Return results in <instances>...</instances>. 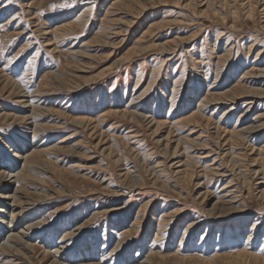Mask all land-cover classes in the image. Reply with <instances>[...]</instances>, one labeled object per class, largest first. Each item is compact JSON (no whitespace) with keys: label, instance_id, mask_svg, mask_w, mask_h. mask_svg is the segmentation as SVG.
Segmentation results:
<instances>
[{"label":"rangeland","instance_id":"374dc122","mask_svg":"<svg viewBox=\"0 0 264 264\" xmlns=\"http://www.w3.org/2000/svg\"><path fill=\"white\" fill-rule=\"evenodd\" d=\"M260 114L264 0H0V264H264Z\"/></svg>","mask_w":264,"mask_h":264},{"label":"bare ground","instance_id":"6f19581e","mask_svg":"<svg viewBox=\"0 0 264 264\" xmlns=\"http://www.w3.org/2000/svg\"><path fill=\"white\" fill-rule=\"evenodd\" d=\"M123 2V1H122ZM167 45V44H166ZM125 58H127V59H129V57L128 56H126ZM239 97V96H238ZM204 99H207V98H204ZM29 103V102H28ZM199 115L200 114H193V115H191L190 117H188L187 119H189L190 121H197V119H198V117H199ZM260 117H264V115L263 114H260L259 115ZM202 117V116H201ZM26 119H27V117H26ZM82 122V121H81ZM200 124V123H199ZM251 128V127H250ZM157 130L156 131H158V129H159V127H157L156 128ZM253 131V129H247L246 131H244V132H242V133H250V132H252ZM241 134V133H240ZM34 146V145H33ZM21 150V149H20ZM17 151V150H16ZM36 151V150H35ZM38 151V150H37ZM40 151V150H39ZM38 153H40V152H34V153H32L31 154V156H30V158H29V160H27V162H34V157L38 154ZM175 153V152H174ZM173 153V154H174ZM29 155V154H28ZM174 156H175V154H174ZM27 157V156H26ZM9 173V172H8ZM10 174H11V172H10ZM10 174H3L2 172L0 173V177H2V176H4L5 177V179L7 180V181H10L13 177H16V176H13L12 174L10 175ZM17 174V173H16ZM228 186V185H227ZM8 197V196H7ZM10 202V201H9ZM2 209V208H1ZM1 209H0V211H1ZM24 209V208H23ZM24 212V211H23ZM11 213V212H10ZM12 215V214H11ZM15 215V214H14ZM14 215H13V218H14ZM19 215V214H18ZM17 217V216H16ZM43 223V222H42ZM13 224V223H12ZM85 225H86V223H82L81 224V226L78 228L79 230L80 229H82V228H84L85 227ZM258 225V224H257ZM256 225V226H257ZM78 226V225H77ZM8 227H10V226H8ZM23 229H26V228H24L23 227ZM254 229V228H253ZM10 230V229H9ZM20 230H22V229H20ZM77 230V229H76ZM25 231V230H24ZM29 231V230H28ZM12 232V231H11ZM15 233V232H14ZM18 233V232H17ZM24 233V232H23ZM28 233V232H27ZM26 233V234H27ZM69 235V234H68ZM72 234H70L69 236H71ZM18 237L19 238H21V239H23V238H25L23 235H18ZM120 243V242H119ZM121 243H123V242H121ZM9 245V244H8ZM13 245V244H12ZM27 245V244H26ZM28 245H31V244H28ZM122 246V245H121ZM9 249H11V247H9ZM15 250H17V251H19V249H17V248H15ZM241 254V253H240ZM239 255V254H238ZM237 255V256H238ZM242 255H243V253H242ZM240 256V255H239ZM244 256V255H243ZM252 256V255H251ZM243 258V257H242ZM244 259V258H243ZM250 259V258H249ZM214 261V260H213ZM264 261V260H263ZM238 263V262H237ZM243 263V262H242ZM52 264H58V262L56 261V260H54L53 261V263ZM145 264H151V261L150 262H146ZM239 264H241V263H239Z\"/></svg>","mask_w":264,"mask_h":264}]
</instances>
